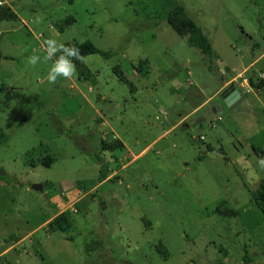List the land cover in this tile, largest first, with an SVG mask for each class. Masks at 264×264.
<instances>
[{
  "label": "rangeland",
  "instance_id": "obj_1",
  "mask_svg": "<svg viewBox=\"0 0 264 264\" xmlns=\"http://www.w3.org/2000/svg\"><path fill=\"white\" fill-rule=\"evenodd\" d=\"M0 2L18 17L0 20V264H264V216L250 202L264 181L251 149H264V88L248 83L264 77V55L228 84L243 103L216 94L264 54V0ZM173 3L203 31L211 61L166 22ZM49 38L115 54L84 57L89 81L76 70L53 84ZM208 97L220 113L193 112ZM121 142L130 156L145 151L130 161ZM61 213L72 227L49 232Z\"/></svg>",
  "mask_w": 264,
  "mask_h": 264
},
{
  "label": "trees",
  "instance_id": "obj_2",
  "mask_svg": "<svg viewBox=\"0 0 264 264\" xmlns=\"http://www.w3.org/2000/svg\"><path fill=\"white\" fill-rule=\"evenodd\" d=\"M0 20L6 21H16L18 20L17 15L12 11V9L8 6L0 7ZM73 18L69 17L65 19L66 24H70L73 22ZM166 22L172 28V30L182 39H184L188 46L191 48L196 49L199 51L204 58L208 60L213 59V50L210 42L207 40L206 36L204 35L203 31L200 27H198L186 14L185 10L182 6L177 3H173L171 8L168 10ZM68 46H75L79 48L80 54L82 57H86L89 55H99L104 59H109L115 53L113 52H104L97 49L91 42L85 41L81 44L69 45ZM2 54L0 52V60L2 59ZM75 64L78 80L80 82H86L92 79L91 74L87 71L85 65H83L82 60L75 59L73 60ZM118 73V70L115 69ZM138 71L142 74H146L147 70L143 64H139ZM120 81L121 83L128 85L132 92L135 91V88L132 84H130L120 73ZM249 86L252 89L260 90L264 88V77L260 79L254 80L253 78L248 79ZM109 146H121L120 143L114 142L112 145ZM107 147V149L109 148ZM253 154L256 158L264 157V149L256 146L251 147ZM212 149L210 147L207 148V151L210 152ZM97 156V155H96ZM204 158L203 156L199 157ZM101 162V159H99ZM52 163V159L47 157L45 160L42 161L43 165L50 166ZM104 168V164L102 165ZM107 175L105 170L101 171V182L107 179ZM250 202L251 204L258 208L262 215L264 216V181L258 185V188L250 194ZM72 227V221L68 214L61 213L56 216L54 219L47 223V228L49 232H54L56 230L67 231ZM158 254L163 258L167 259L169 256L168 251L164 248L162 244H159L156 248Z\"/></svg>",
  "mask_w": 264,
  "mask_h": 264
},
{
  "label": "clouds",
  "instance_id": "obj_3",
  "mask_svg": "<svg viewBox=\"0 0 264 264\" xmlns=\"http://www.w3.org/2000/svg\"><path fill=\"white\" fill-rule=\"evenodd\" d=\"M37 22H39V20ZM43 48L45 52L43 62L47 63L48 61H52L47 75L49 83L54 84L58 77H63L64 79H72L75 77L76 67L73 60L84 59V57L80 54L79 48L75 46H68L55 38L44 40ZM40 62L41 57L39 55H32L28 57V63L33 67ZM257 166L264 170V157L257 158ZM247 175L250 179H259L254 168H251Z\"/></svg>",
  "mask_w": 264,
  "mask_h": 264
},
{
  "label": "water",
  "instance_id": "obj_4",
  "mask_svg": "<svg viewBox=\"0 0 264 264\" xmlns=\"http://www.w3.org/2000/svg\"><path fill=\"white\" fill-rule=\"evenodd\" d=\"M219 97L220 100L223 102V104L227 105L228 107H231L232 109L234 107H237L243 101L241 94L233 85H228L225 89H223L219 94ZM204 110L208 114V116H211V114L216 115L220 113L221 108H220V104H215L211 102L209 103V105H206L204 107ZM211 153L215 156L223 158V154L220 152L211 151ZM224 160L227 161V159ZM31 189L41 194L44 193V188L43 185L41 184H35L31 187ZM44 198H47V196L44 195Z\"/></svg>",
  "mask_w": 264,
  "mask_h": 264
},
{
  "label": "crops",
  "instance_id": "obj_5",
  "mask_svg": "<svg viewBox=\"0 0 264 264\" xmlns=\"http://www.w3.org/2000/svg\"><path fill=\"white\" fill-rule=\"evenodd\" d=\"M10 2H14V0H10ZM264 54H261L259 57H257L255 60H253L250 64H249V66H247V67H245L243 70H242V72H240V73H238V74H232L231 76H229L226 80H222V84H221V86H220V88H219V90L216 92V94H218V93H220L223 89H225L227 86H228V84H233V82L236 80V78H238L239 77V75L241 74V73H243V72H245L246 70H248V69H250L253 65H255L260 59H261V57L263 56ZM241 85V88H244L246 85L245 84H240ZM234 86V85H233ZM137 94V90H135L134 91V95H136ZM243 98V97H242ZM211 102H213L212 101V97H208V98H203V101L200 103V105L199 106H197L194 110H193V112H198V111H202L203 109H204V107L206 106V105H209V103H211ZM244 102V98H243V101L241 102V103H243ZM240 103V104H241ZM216 104V103H215ZM189 116L190 115H187V116H185V117H182L179 121H177L176 123H175V125L173 126V127H175V126H179L181 123H183V122H185V120H187L188 118H189ZM211 116H213L212 114H211ZM102 120H103V118H101ZM101 119H98L100 122H101ZM122 143V142H121ZM122 146L126 149V151H127V153L129 154V158H130V161H133L134 159H136L143 151H145V150H143L142 152H140L138 155H136V156H130L131 155V153L128 151V149L126 148V146L122 143ZM207 153H209L207 150H206V153L205 154H207ZM128 163L129 162H127V165H128ZM104 182V181H103Z\"/></svg>",
  "mask_w": 264,
  "mask_h": 264
},
{
  "label": "built area",
  "instance_id": "obj_6",
  "mask_svg": "<svg viewBox=\"0 0 264 264\" xmlns=\"http://www.w3.org/2000/svg\"><path fill=\"white\" fill-rule=\"evenodd\" d=\"M2 5H3V3L0 2V6H2ZM243 81H244V83L246 84V81H245V80H243ZM246 85H247V84H246ZM211 126H212V125H211Z\"/></svg>",
  "mask_w": 264,
  "mask_h": 264
},
{
  "label": "flooded vegetation",
  "instance_id": "obj_7",
  "mask_svg": "<svg viewBox=\"0 0 264 264\" xmlns=\"http://www.w3.org/2000/svg\"><path fill=\"white\" fill-rule=\"evenodd\" d=\"M221 93V92H220Z\"/></svg>",
  "mask_w": 264,
  "mask_h": 264
}]
</instances>
